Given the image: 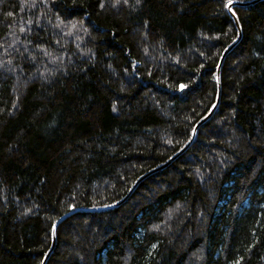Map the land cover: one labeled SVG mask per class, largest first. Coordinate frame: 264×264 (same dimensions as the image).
I'll list each match as a JSON object with an SVG mask.
<instances>
[{
  "label": "trees",
  "instance_id": "obj_1",
  "mask_svg": "<svg viewBox=\"0 0 264 264\" xmlns=\"http://www.w3.org/2000/svg\"><path fill=\"white\" fill-rule=\"evenodd\" d=\"M227 3L0 0V264L184 147ZM232 11L189 148L63 220L46 264H264V0Z\"/></svg>",
  "mask_w": 264,
  "mask_h": 264
},
{
  "label": "water",
  "instance_id": "obj_2",
  "mask_svg": "<svg viewBox=\"0 0 264 264\" xmlns=\"http://www.w3.org/2000/svg\"><path fill=\"white\" fill-rule=\"evenodd\" d=\"M259 1H261V0H250V1H247V2L232 1L231 5H230L231 10H229V8H226L227 12H228L229 16L231 17V19H232V21L234 23V26L236 28L237 37L222 52V54H221V56L219 58V62H218L217 67H216V82H217L216 100H215L213 106L211 107V109L209 110V112L201 120H199L195 124V126H194V128L192 130L191 136H190L189 140L187 141V143L184 145V147L182 149H180L177 153H175L171 158H169L165 163L157 166L156 168L148 171L147 173H145L144 175L139 177L138 180L130 188L128 193L120 201L116 202L115 204H112V205H109V206L97 207V208H77V209H72L69 212H67L66 214H64L63 216H61L60 218H58L55 221V223L53 224L52 229H51V245H50V248L47 251V253L45 254L41 264H46L47 263V260H48L50 254H51V252H52V250H53V248L55 246V243H56V238H55L56 228L63 220H65L70 215H72L74 213H77V212H103V211H108V210L117 208L118 206H120L122 203H124L130 197V195L133 193V191L136 189V187L138 186V184L140 182H142L144 179H146L147 177L151 176L152 174H154V173H156V172L168 167L172 162H174L180 155H182L189 148V146L191 145V143L195 139L196 132H197L198 128L202 124H204L212 116V114L215 112V110H216V108L218 106V103H219V100H220V94H221L220 69H221L222 63H223L225 57L230 53V51L238 44L239 40L241 39V35L242 34H241L240 24H239V21H238L236 15L232 11V8L235 7V6H242V7L249 6V5L255 4V3L259 2Z\"/></svg>",
  "mask_w": 264,
  "mask_h": 264
},
{
  "label": "snow or ice",
  "instance_id": "obj_3",
  "mask_svg": "<svg viewBox=\"0 0 264 264\" xmlns=\"http://www.w3.org/2000/svg\"><path fill=\"white\" fill-rule=\"evenodd\" d=\"M231 3H232V0H228V3L225 4V7L229 8V10H231V7H230Z\"/></svg>",
  "mask_w": 264,
  "mask_h": 264
}]
</instances>
